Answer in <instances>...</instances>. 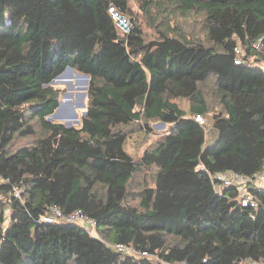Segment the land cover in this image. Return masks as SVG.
I'll return each instance as SVG.
<instances>
[{
    "label": "trees",
    "instance_id": "16d2710c",
    "mask_svg": "<svg viewBox=\"0 0 264 264\" xmlns=\"http://www.w3.org/2000/svg\"><path fill=\"white\" fill-rule=\"evenodd\" d=\"M130 1L155 39L116 26ZM66 67L89 77L79 128L46 119ZM155 121L168 131L134 160L125 128ZM263 165L264 0H0V264L263 263L264 188L243 207L210 177ZM52 207L97 236L42 222Z\"/></svg>",
    "mask_w": 264,
    "mask_h": 264
},
{
    "label": "rangeland",
    "instance_id": "374dc122",
    "mask_svg": "<svg viewBox=\"0 0 264 264\" xmlns=\"http://www.w3.org/2000/svg\"><path fill=\"white\" fill-rule=\"evenodd\" d=\"M129 6L133 11V14H130L129 16H117L116 24H120V26H125L128 24L129 26L133 23H137L141 26L142 31L145 35L146 40H151L156 38V33L154 29L151 27V24L154 22L152 19L153 17H148L145 14H142V12L139 10V6L136 2L130 1ZM130 18L131 20H128ZM195 17L191 16L186 20L179 21L177 24V18L174 20V23H171L172 25L178 26L180 22H185L187 24L195 23ZM184 23V24H185ZM192 27L194 28L195 25L192 24ZM189 31V30H188ZM123 32V31H122ZM74 71V70H72ZM71 70H67L64 72V75L62 76V81H55L51 83V85L60 91L59 94V103L61 101H64V105H62L59 109V116L64 121H69L71 124L75 120H79V125L73 126L74 128H79L81 125V120L83 118V111L86 109L87 104V98L86 95L83 98L82 95L84 92H86L85 87H87L85 83V79L75 73ZM75 73V74H74ZM83 100V103L85 104L84 107H79L78 104ZM179 105L187 109L188 103L186 100H178ZM210 108H211V114L218 111V105H216L215 101L210 100ZM75 114L77 119H72L70 117H73L72 115ZM53 123H64L60 119H53L48 120ZM142 125L136 123L129 125L125 128V131L128 133V137L125 142V150L128 154H130L134 160L138 161L143 153L144 150L150 148L156 140H158L163 134H165L168 129L169 125H164L163 127L160 125L159 121L150 122L149 123V129H142ZM209 127V126H208ZM22 142H27L26 139L22 141H17V144H21ZM154 169H146L144 172H142V178L147 179L148 181L152 180V175L154 174ZM151 182V181H150ZM6 216L8 214V210L5 211ZM6 224V223H5ZM97 232L91 231V234L97 236Z\"/></svg>",
    "mask_w": 264,
    "mask_h": 264
},
{
    "label": "built area",
    "instance_id": "2783aa9c",
    "mask_svg": "<svg viewBox=\"0 0 264 264\" xmlns=\"http://www.w3.org/2000/svg\"><path fill=\"white\" fill-rule=\"evenodd\" d=\"M109 14L111 15L112 19L114 20L115 24L117 21V16H125L122 14H119L115 11L113 7H110L108 10ZM127 17V16H125ZM128 20H131L128 18ZM116 26L123 31L124 33L128 32L130 26L126 24L125 26H120V24H116ZM260 43L255 44V48L260 49ZM237 57L235 60V63L238 64L240 62V53L239 50H237ZM195 121L199 122L200 124L203 123L202 117H195ZM202 169V167H200ZM211 179L214 182V187L218 191H222L224 188L228 187H235L238 190V195L236 197L238 203L240 206L246 207V206H255V202L251 195L248 193V189L254 185L258 187L264 188V165L261 171H259L256 175H254L253 178L246 177L244 175H241L239 173L233 172V171H227L223 173L218 174H212L210 175ZM41 220L44 223H75L79 226L85 228L88 230V232L91 234V231L95 232L94 222L90 220L86 215H83L80 211H75L71 213L70 215L63 216L62 212L56 208L52 207L49 212L43 214L41 216ZM92 236H95L91 234ZM115 249L118 252L124 253V252H130L131 249L128 247L117 244L115 245ZM145 254V253H143ZM183 264V263H181ZM248 264H264L259 262H248Z\"/></svg>",
    "mask_w": 264,
    "mask_h": 264
},
{
    "label": "water",
    "instance_id": "95a60500",
    "mask_svg": "<svg viewBox=\"0 0 264 264\" xmlns=\"http://www.w3.org/2000/svg\"><path fill=\"white\" fill-rule=\"evenodd\" d=\"M68 69L73 70L71 67H66L65 70L63 71V73H61V74L58 75L57 77L62 76V75L64 74V72L67 71ZM77 74L80 75V76H82V77L85 79V83H86V85H87V83H88V79H89L88 75H84V74H80V73H77ZM57 77H56V78H57ZM56 78H55V79H56ZM55 79H53V80L51 81V83L55 82V81H54ZM85 89H87V87H85ZM85 95H86V92L83 93L82 97L84 98ZM78 106H79V107H84V106H85V104L83 103V100L80 102V104H78ZM60 107H61V102L58 104L57 108L53 111V113L50 114L49 116H47L46 119H47V120L61 119V117L59 116V109H60ZM86 113H87V111H86V109H85V110L83 111V116H85ZM72 116H73V117H76L75 114H73ZM59 124H60V123H59ZM61 124H63L64 126H66V127H68V128L73 127V126L71 125V123L68 122V121H67V122H64V123H61ZM160 125L163 127V126H164V123H163V122H160Z\"/></svg>",
    "mask_w": 264,
    "mask_h": 264
},
{
    "label": "bare ground",
    "instance_id": "6f19581e",
    "mask_svg": "<svg viewBox=\"0 0 264 264\" xmlns=\"http://www.w3.org/2000/svg\"><path fill=\"white\" fill-rule=\"evenodd\" d=\"M69 71L71 70V69H68ZM72 71V70H71ZM72 72H74V71H72ZM76 74H77V72H75ZM74 73V74H75ZM64 75V74H63ZM62 75V76H63ZM62 76H59V77H57L54 81H62ZM77 76H78V74H77ZM64 101H61V106L62 105H64ZM70 118H72V119H77L76 117H70ZM59 120V119H58ZM61 121H63L62 119H60ZM63 122H67L66 120H64ZM69 122V121H68ZM71 125H73V126H77V125H79V120L77 119V120H75L74 122H73V124H71ZM165 125V124H164Z\"/></svg>",
    "mask_w": 264,
    "mask_h": 264
}]
</instances>
